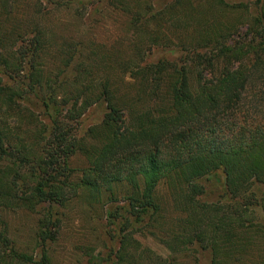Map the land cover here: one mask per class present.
Instances as JSON below:
<instances>
[{"label": "trees", "instance_id": "obj_1", "mask_svg": "<svg viewBox=\"0 0 264 264\" xmlns=\"http://www.w3.org/2000/svg\"><path fill=\"white\" fill-rule=\"evenodd\" d=\"M61 1L125 16L130 58L116 51L109 67L112 56L92 43L57 41L39 21L21 27L22 17H0V206L38 214L43 251L35 261L0 230V264H49L45 245L55 240L57 207L79 190L88 200H113L118 184L128 186L124 203L106 208L117 231L116 262H151L154 254L133 235L140 231L164 244L170 264L188 248L206 252L207 264H264V0L201 7L190 0H53ZM225 7L249 21L246 54L226 44ZM176 27L192 28L189 45L207 51L147 60L152 47L169 46ZM93 105L102 107L100 120L74 134L68 122ZM76 153L86 164L74 181L67 161ZM206 179L221 185L216 200H200ZM161 182L174 218L155 195Z\"/></svg>", "mask_w": 264, "mask_h": 264}, {"label": "rangeland", "instance_id": "obj_2", "mask_svg": "<svg viewBox=\"0 0 264 264\" xmlns=\"http://www.w3.org/2000/svg\"><path fill=\"white\" fill-rule=\"evenodd\" d=\"M5 4L0 6V17L8 20V23H17L22 17L18 26L24 27L27 22L41 23L42 31H45L47 37L54 35V40L61 36H69L82 40L84 43H92L99 47L101 52L112 56L118 51L122 59H129L128 45L126 43V18L113 9V7H103V5H88L87 9L72 4L68 6L65 1L58 5L53 0H4ZM155 2V5H166L174 0H147ZM193 5L204 6L208 0H190ZM212 1V0H209ZM226 3L235 4L245 2L252 3L253 0H224ZM7 2V4H6ZM65 3V4H64ZM0 4L1 1H0ZM250 4L249 6H251ZM95 7L99 11H95ZM223 6H220L222 9ZM222 12L221 20L223 24H230L225 31L226 44L233 48H242V54H246L247 43L250 39V25L241 16L240 10H229L225 7ZM242 9V8H241ZM37 10L40 13L37 14ZM252 13V11H251ZM250 15V13H248ZM14 18L18 20H14ZM215 18V17H211ZM35 21H34V20ZM213 20V19H211ZM17 21V22H16ZM31 28V27H30ZM182 30V31H181ZM182 33V34H181ZM192 28L180 29L176 27L175 37L171 34L169 46H159L151 48L147 60L155 63L161 59L182 60L187 53H204L207 48L195 49L189 45ZM68 38V37H67ZM19 44V42L17 43ZM252 51V50H251ZM215 52V51H214ZM249 54H255L250 52ZM48 58H50L48 56ZM46 59L47 65L54 67L52 58ZM109 57H107L108 59ZM114 56L110 57L107 66L114 67ZM56 68V67H55ZM129 75V72L124 73ZM166 80V78H164ZM163 80V81H164ZM125 86V85H124ZM123 86V87H124ZM165 91V83L161 88ZM102 107H91L78 120L69 121L68 124L75 134H81L89 126L97 123L102 116ZM262 116V114H260ZM68 166L72 169L71 179L76 181L79 178L81 169L86 162L82 155L76 153L67 161ZM205 187V193L200 200L213 201L222 193L221 185L213 180L202 181ZM128 186L118 184L114 188L113 200L102 198L101 201L88 200L86 192L79 190L78 195L71 198L65 205L56 209V216L60 218L59 224L55 227V240L49 241L46 245V252L49 258V264H124L117 261L118 239L115 225L109 223L106 217V208H113L124 203V194ZM155 195L163 205L164 213L167 218L175 217L178 213L172 208L169 198V192L165 184L159 183L155 190ZM38 214L26 209L3 208L0 206V230H3L13 245L20 251L32 255L35 261H39L42 256V247L36 238ZM118 221V220H117ZM137 238L141 247L149 249L150 255L159 256L160 262L170 264L172 254L164 244L156 237L147 232L137 231L133 234ZM174 255L176 264H207L208 255L206 252L188 251ZM154 256L148 264H157ZM158 259V258H157ZM159 262V259H158ZM147 264V263H143Z\"/></svg>", "mask_w": 264, "mask_h": 264}]
</instances>
